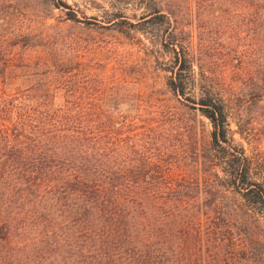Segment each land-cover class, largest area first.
I'll return each mask as SVG.
<instances>
[{"label": "trees", "instance_id": "trees-1", "mask_svg": "<svg viewBox=\"0 0 264 264\" xmlns=\"http://www.w3.org/2000/svg\"><path fill=\"white\" fill-rule=\"evenodd\" d=\"M241 2L244 22L259 23L261 100L264 0ZM155 14L171 28L162 43L171 56L167 89L211 127L206 146L191 152V171L181 119L170 107L140 100L131 114L106 78L67 72L56 78L67 99L55 107L40 99L48 91L37 89L34 62L15 66L0 49V264L241 263L234 260L246 252L233 235L237 211L264 219V157L235 143L218 92L186 96L196 89L189 48L175 36L177 21ZM32 40L23 34L14 45L38 47ZM35 64L50 73L45 56ZM19 81L23 88H14ZM221 189L239 205L222 207Z\"/></svg>", "mask_w": 264, "mask_h": 264}, {"label": "rangeland", "instance_id": "rangeland-1", "mask_svg": "<svg viewBox=\"0 0 264 264\" xmlns=\"http://www.w3.org/2000/svg\"><path fill=\"white\" fill-rule=\"evenodd\" d=\"M241 5V0H0V49L8 50L15 66L21 59L34 62L32 67L39 71L37 89L42 86L48 91L40 99L55 107L67 99L66 89L56 81L63 72L77 79L106 78L109 88L119 92L116 102L131 114L135 111L130 107L140 100L170 107L181 119V143L191 171V152L206 146L211 127L193 104L169 93L171 56L162 43L171 28L153 17L158 11L175 19V36L189 48L196 89L186 96L197 98L198 88L218 92L225 101L235 143L247 156L264 157V98L255 100L263 64L259 23L244 22ZM68 14L75 19L70 20ZM23 34L31 36L38 47L14 45ZM44 56L52 64L47 76L43 75L47 69L35 64ZM14 88H23L21 82ZM199 177L202 182L203 174ZM219 192L222 207L239 205L238 196L225 189ZM237 212L241 223L233 235L240 238L246 252L236 256L235 262L264 264V219Z\"/></svg>", "mask_w": 264, "mask_h": 264}]
</instances>
